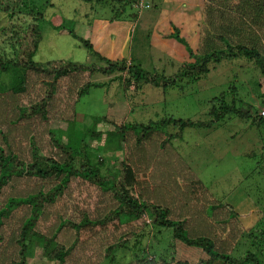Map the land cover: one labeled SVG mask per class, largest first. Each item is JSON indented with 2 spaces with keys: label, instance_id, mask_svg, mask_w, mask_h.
Segmentation results:
<instances>
[{
  "label": "rangeland",
  "instance_id": "1",
  "mask_svg": "<svg viewBox=\"0 0 264 264\" xmlns=\"http://www.w3.org/2000/svg\"><path fill=\"white\" fill-rule=\"evenodd\" d=\"M7 3L13 5L12 0H7ZM145 3L150 5L151 9H139L137 12L128 7L122 15L115 16L117 12L114 5L106 1L27 0L28 8H34L42 16L39 21L42 40L33 60L48 62L63 59L91 64L98 63L96 57L101 56L111 61L132 62L144 72L163 73L168 77L176 73L183 64L187 47L195 49L197 46L198 53L204 55L210 51L221 50L229 43L232 46L254 48L264 55V24H260L258 20L251 21L252 10H263L264 0H145ZM262 15L261 22L264 23V12ZM6 21V15L0 12V30ZM168 25L173 26L175 34H170ZM62 27L88 42L92 51L87 50L72 34L59 31ZM10 73L14 75L15 70L0 75V131L14 149L23 153L24 150L27 151V140L23 137L15 139L23 132V127L21 129L18 125H10L4 105L10 100L8 90L13 83ZM80 79L82 85L90 82L98 87L92 85L86 89L76 102L72 117L71 108L56 106L57 101H53L49 108L51 118H71L69 126L73 128V140L86 129L105 133L112 130L113 125L120 123L147 125L167 117L193 122L204 121L207 120L206 112L211 99H217L221 92L226 93L223 96L225 102L236 99L235 106L238 109L246 110L247 106L253 105L258 115L264 111V106L260 105L257 99L258 94L264 93V78L251 63L242 58L222 61L214 66L209 74L202 75L194 83L182 80L175 87L166 90L147 83L141 85L138 90L134 89L133 84L125 89L120 81L110 80L111 78L100 73H83ZM60 82V94L69 92L66 95L67 101H73L74 95L71 91L76 87L69 84L67 79ZM26 85L23 93L25 95L22 97V94H18L17 98H25L31 102L41 98L45 89L41 80L27 76ZM229 87L232 89L227 93L225 90ZM100 118H105L110 123H98ZM251 122L252 120L234 117L209 128H188L183 131L181 138L170 140L167 146L172 154L178 156L172 161V171L175 167V172L179 169L178 173L183 172L187 178L185 183L180 177L173 178L179 187L181 184L189 186V189H185L186 192H180L183 195L181 200L188 199L189 203L186 205L194 206V211L205 218L208 217V206L211 202L226 206L213 214L220 221L218 224L213 222L216 228L214 235L221 239L218 244L215 243L217 251L239 260L247 250L258 249L259 251L254 253L264 264V246L255 248L251 246L254 240L246 238V234L252 232L257 222L264 218V126L251 125ZM66 125L67 123H63L62 127L56 125V128L66 135V128H69ZM159 131L167 135L176 133L177 129L166 126ZM44 139L47 143V138ZM63 140L66 142V138ZM99 144L93 142L91 145L94 148ZM0 145L5 147L1 134ZM108 149L112 151L109 156H112L114 145L110 144ZM185 163L203 184L194 192L192 187L197 185H194L193 175L186 168L182 169L181 164ZM24 183L26 188H34L40 184L27 180ZM42 185L45 186V183ZM48 185L51 184H47L43 190L49 187ZM82 190L80 188L78 194L76 190L73 192L74 201H68V209H63L64 219L79 221L83 213L86 216L93 214L95 217L90 218L97 219L109 211L112 201L108 195L103 196L105 201H100L102 205L93 201L94 207L90 210V204L84 200ZM12 192L5 191L0 196V208ZM58 205L59 200L45 211L46 215L41 218L39 224L42 226L37 225L36 231L41 228H53L51 226L57 223L60 217L58 213L53 214L50 210L55 207L58 209ZM74 206L80 208V211ZM231 212L236 213L238 217L230 216ZM27 216V209L22 207L11 213L7 220L3 219L4 226L0 230L3 243L0 250L6 251L8 258L17 257L19 246L16 241L19 238L20 226ZM109 228L100 232L96 230L97 234L94 230L88 231L97 235L95 239L89 240V237L86 243L81 244L79 251H74L72 258L64 264H127L132 260L130 251L141 250L140 246L135 248L129 245L130 251L121 250L113 258L104 257L106 248L118 242L125 232ZM141 229L142 226L136 225L134 228H128L126 232H139ZM143 233V246L148 243L151 245L152 241L153 245L158 242V236L156 241L154 236L156 230ZM167 238L163 240L168 244ZM174 244L170 257H165L169 264H196L199 260L207 258L200 249L188 247L180 242ZM254 245H258L257 241H254ZM155 250L158 252V248ZM1 251L0 264H8V259L1 256ZM39 252L35 243L27 254V264H56L48 263ZM214 264L224 262L218 260Z\"/></svg>",
  "mask_w": 264,
  "mask_h": 264
},
{
  "label": "trees",
  "instance_id": "2",
  "mask_svg": "<svg viewBox=\"0 0 264 264\" xmlns=\"http://www.w3.org/2000/svg\"><path fill=\"white\" fill-rule=\"evenodd\" d=\"M12 1L13 5H10L7 0H0V12L6 15L7 20L0 30V75L15 70L14 75L9 74L13 83L8 90L10 100L4 105L10 125H18L21 129L23 127V132L15 139L21 137L26 139L27 151L21 153L14 149L0 131L5 146L0 145V196L5 191H13L0 208V230L4 226L3 219L7 220L15 210L25 207L28 216L22 222L18 233L17 257L8 258L7 252L0 250L1 256L8 259V264H27V254L35 243L37 248L39 247V253L48 263L64 264L66 260L72 258L74 251H79L81 244L86 243L89 237V240L95 239L96 230L106 231L110 229L109 227L116 229L117 232L123 230L125 232L118 242L106 248L105 258H113L119 251L129 250V245L141 248L129 250L132 260L127 264H169L165 257H170L172 244L175 245L176 242L200 249L207 256L196 264H214L218 260H223L224 264H262L255 254L258 249L247 250L239 260L217 251L215 243L218 244L221 239L216 237L214 232L215 224L220 221L213 214L226 206L211 202L208 206V217L205 218L194 211V206L186 205L189 203L188 199L181 200L183 195L180 192L189 189V186L181 184L179 187L173 178L180 177L184 183L187 178L183 172L178 173L179 169L176 168L175 172V167L172 171L174 164L172 161L178 156L172 154L167 146L170 140L181 138L185 129L209 128L234 117L252 120L251 125L264 126V116L258 115L253 105L247 106L246 110L238 109L235 106L236 99L225 102L223 96L226 93L221 92L217 99H211L212 102L206 112L207 120L204 121L193 122L167 117L147 125L120 123L113 125V129L105 133L86 129L75 136L74 140L73 128L69 126L71 118L61 116L51 118L49 108L53 101H57L56 106L71 108L72 117L73 108L86 89L92 85L98 87L90 82L82 85L80 78L83 73L88 75L100 73L111 78L110 80L120 81L125 89L133 84L134 89L138 90L141 85L147 83L166 90L175 87L182 80L194 83L202 75L209 74L211 69L222 61H235L239 58L251 63L264 78V55L254 48L232 46L229 43L221 50L210 51L204 55L198 53L197 46L195 49L187 47L183 64L176 73L168 77L163 73L144 72L132 62L111 61L101 56L96 57L98 63L91 64L63 59L35 62L33 56L42 40L39 26L42 16L34 8H28L27 0ZM95 1L110 2L117 12L115 16L122 15L128 7L137 12L139 9H151L150 5L148 8H139L140 0ZM263 12L264 9L258 12L252 10L251 21L258 20L260 24H264L261 22ZM132 16L135 17V14ZM59 31L72 34L87 50L92 51L88 42L76 36L73 31L64 27ZM27 76L41 80L42 86L45 87L41 98L34 102L17 98L18 94H22V97L25 95L23 93L27 87ZM66 79L69 84L76 87L71 91L74 95L73 101H67L66 95L69 92L60 94L59 91L62 87L60 81ZM231 89L229 87L225 91L229 93ZM257 99L260 101L259 104L264 106V93L258 94ZM97 121L110 123L105 118ZM63 123H67L66 127H69L66 128L68 131L66 135L61 129L56 128V125L62 127ZM166 126L176 127L177 132L165 135L159 131ZM131 136L133 139H130ZM44 137L47 138V143ZM63 138H66V142ZM93 142L100 144L93 148L91 145ZM110 144L115 147L112 156H109L112 152L108 149ZM50 149L51 151H47ZM181 165L182 169L186 168L195 179L194 185L197 186L192 187V191L202 187V181L191 172L187 164ZM26 180L40 184L34 188H26L24 183ZM43 182L45 186L42 185ZM47 184L51 185L43 190ZM80 188L83 189L84 200L90 204V210L94 207L92 202L105 201L103 198L105 195L110 197L113 207L111 206L104 216L97 219L90 218L95 217L93 214L86 216L84 213L81 214L79 221H73L72 218L64 219L63 209H68V201H74L73 192L76 190L78 194ZM56 200H59L60 209L55 207L50 212L58 213L60 219L51 226L53 228H49L51 230L47 227L46 230L41 228L36 231L35 228L39 226L41 218L46 215L45 211L54 206ZM96 204L102 205L101 202ZM74 208L80 211V208L76 206ZM230 216L238 217L234 212H231ZM136 225L142 226L139 232H126L128 228H134ZM90 230H94L95 234L88 232ZM147 230L151 232L156 230L154 236L155 241L158 236V242L155 245L152 244L153 241L151 245L149 243L142 245L145 236L143 232ZM164 234H169L168 238ZM165 238L168 244L163 240ZM246 238L257 241V246L254 245V241L251 244L255 248L264 246V218L257 222L252 232L246 234ZM2 243L3 236L0 233V245ZM157 248L158 252L155 250Z\"/></svg>",
  "mask_w": 264,
  "mask_h": 264
},
{
  "label": "built area",
  "instance_id": "3",
  "mask_svg": "<svg viewBox=\"0 0 264 264\" xmlns=\"http://www.w3.org/2000/svg\"><path fill=\"white\" fill-rule=\"evenodd\" d=\"M138 7L143 9V8H148V5L145 3V0H140L138 3ZM260 115L263 116L264 111H262Z\"/></svg>",
  "mask_w": 264,
  "mask_h": 264
},
{
  "label": "crops",
  "instance_id": "4",
  "mask_svg": "<svg viewBox=\"0 0 264 264\" xmlns=\"http://www.w3.org/2000/svg\"><path fill=\"white\" fill-rule=\"evenodd\" d=\"M168 30H170V34H174V28L171 25H168Z\"/></svg>",
  "mask_w": 264,
  "mask_h": 264
},
{
  "label": "clouds",
  "instance_id": "5",
  "mask_svg": "<svg viewBox=\"0 0 264 264\" xmlns=\"http://www.w3.org/2000/svg\"><path fill=\"white\" fill-rule=\"evenodd\" d=\"M261 112H262V111H261ZM261 112H260V113H261ZM259 115H260V114H259ZM260 116H261V115H260ZM263 116H264V115H263Z\"/></svg>",
  "mask_w": 264,
  "mask_h": 264
}]
</instances>
